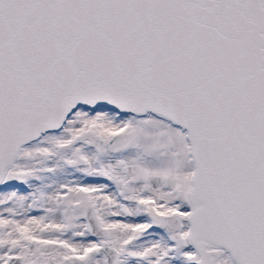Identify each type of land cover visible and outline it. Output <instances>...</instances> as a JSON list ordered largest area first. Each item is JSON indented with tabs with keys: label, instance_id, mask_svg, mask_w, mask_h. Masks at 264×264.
Wrapping results in <instances>:
<instances>
[{
	"label": "snow or ice",
	"instance_id": "1",
	"mask_svg": "<svg viewBox=\"0 0 264 264\" xmlns=\"http://www.w3.org/2000/svg\"><path fill=\"white\" fill-rule=\"evenodd\" d=\"M0 264H264V0H0Z\"/></svg>",
	"mask_w": 264,
	"mask_h": 264
}]
</instances>
